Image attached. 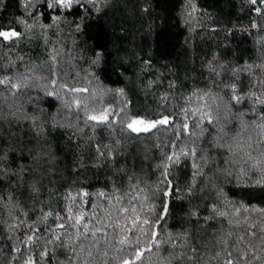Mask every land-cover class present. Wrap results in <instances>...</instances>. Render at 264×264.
Segmentation results:
<instances>
[{"label": "trees", "instance_id": "trees-1", "mask_svg": "<svg viewBox=\"0 0 264 264\" xmlns=\"http://www.w3.org/2000/svg\"><path fill=\"white\" fill-rule=\"evenodd\" d=\"M81 3L0 0V264H264V3Z\"/></svg>", "mask_w": 264, "mask_h": 264}, {"label": "snow or ice", "instance_id": "snow-or-ice-1", "mask_svg": "<svg viewBox=\"0 0 264 264\" xmlns=\"http://www.w3.org/2000/svg\"><path fill=\"white\" fill-rule=\"evenodd\" d=\"M88 2L94 4L95 0H88ZM250 2L252 4H256L257 2L264 3V0H250ZM29 3H30V0H29ZM74 3L77 4L78 7H83L81 0H45V6L47 8H52L55 10H59L61 8H64V9L72 8ZM27 6H28V4L25 5V7H27ZM88 11H91V10L88 9ZM256 11L259 12L260 9H256ZM0 27H2V26H0ZM253 27H255V25H253ZM19 36H20V33L16 30H13V29L0 30V38H2L5 41L12 40L14 37L18 38ZM93 51H94V54L97 55V57H100L102 55V53L96 52L95 50H93ZM2 71H3V66H0V72H2ZM0 85H5L6 87H9V88L17 87L16 85H14L12 83L11 78H9L7 76H5L3 79H0ZM72 90L73 91H81L80 89H72ZM120 91H122V90H120ZM232 98L234 100H236L237 102H239L238 96H233ZM111 115H114V113H108L107 110H105L104 114H102L100 116L92 115V116H89L88 119L95 121L97 123L114 122V121H110ZM262 119H264V117H262ZM169 124H170L169 116L164 115L157 120H153V121L148 122L146 126H143V125H145V121L136 119V120H132L131 123H128L126 125V127L134 133H139V132H147L151 128H156L157 125H169ZM138 125H141L142 127H137ZM183 128L186 131L188 129V124L185 123L183 125ZM101 155H104V153H101ZM182 155L184 157H188L189 155H195V152L194 151L183 152ZM0 159H3V157H0ZM168 160L172 161L173 165H175L176 163L179 162V157H176L174 159L172 156H169ZM4 174H6V173L0 172V178H2V176ZM165 179L167 180L166 174H165ZM169 185H170V181H169ZM174 192H175V188H172L171 191L166 189L163 192V196L167 197L169 195L174 194ZM85 195H87V193H85ZM161 204H162L161 212L166 214L167 210H168L167 204H165L163 202V200L161 201ZM49 215H51V213H49ZM57 218H59V217H57ZM161 218H162V216L160 214H158L156 217V219H161ZM82 219H83V217H80L79 219L76 220V223H80V220H82ZM144 223L148 224L150 227L152 226V222H150L148 220H145ZM57 227L63 229V228H65V224L60 223L59 225H57ZM28 239L31 241L33 239V237L29 236ZM54 239L61 241V243L58 245V247H61V248L64 247L63 241L61 240V237L55 236ZM240 239L243 240V239H245V237H241ZM257 241L259 242L260 245H264V231H261L259 233L254 234V239L249 238L247 240V242L250 245H252V247H254V248L258 246ZM52 242L53 241L50 238L48 243H52ZM235 251L237 253L235 260L233 259L232 251L228 252L229 259L227 260L226 264H251V261L253 259L251 254L248 257H244L241 254V250L239 248H236ZM142 255H143V253L141 251L137 250V252L135 254V259H141ZM255 259H259V257H255ZM25 264H34V262L31 260H28V261H25ZM124 264H135V262H134V260L133 261H125Z\"/></svg>", "mask_w": 264, "mask_h": 264}, {"label": "rangeland", "instance_id": "rangeland-1", "mask_svg": "<svg viewBox=\"0 0 264 264\" xmlns=\"http://www.w3.org/2000/svg\"><path fill=\"white\" fill-rule=\"evenodd\" d=\"M147 125V123H145V125H143V126H146ZM137 127H142L141 125H138Z\"/></svg>", "mask_w": 264, "mask_h": 264}, {"label": "built area", "instance_id": "built-area-1", "mask_svg": "<svg viewBox=\"0 0 264 264\" xmlns=\"http://www.w3.org/2000/svg\"><path fill=\"white\" fill-rule=\"evenodd\" d=\"M63 11H66V9H64V8H61Z\"/></svg>", "mask_w": 264, "mask_h": 264}]
</instances>
